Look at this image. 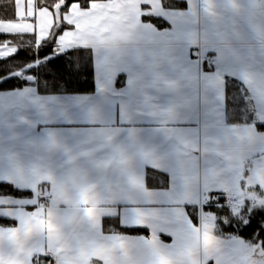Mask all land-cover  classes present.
Wrapping results in <instances>:
<instances>
[{
	"label": "crops",
	"instance_id": "0c3cea01",
	"mask_svg": "<svg viewBox=\"0 0 264 264\" xmlns=\"http://www.w3.org/2000/svg\"><path fill=\"white\" fill-rule=\"evenodd\" d=\"M37 1L17 0V21L0 22V35L48 40L56 19ZM178 1L187 10L161 0L72 4L56 48L91 49L95 92H0V182L31 193L0 198V218L17 224L0 227V264L40 255L53 264H264L259 248L218 238L200 208L237 190L244 204L264 205V132L228 126L225 110L233 78L264 125V0ZM143 8L170 29L143 22ZM198 43L211 71L192 53ZM17 51L0 46V59ZM147 170L167 175L169 188L149 189ZM190 206L200 208L198 226ZM105 219L149 234L103 233Z\"/></svg>",
	"mask_w": 264,
	"mask_h": 264
},
{
	"label": "trees",
	"instance_id": "16d2710c",
	"mask_svg": "<svg viewBox=\"0 0 264 264\" xmlns=\"http://www.w3.org/2000/svg\"><path fill=\"white\" fill-rule=\"evenodd\" d=\"M109 0H38L40 8H47L54 14L56 6L65 3L61 14L60 27L55 25L51 36L39 46L34 34L0 35V46H14L17 53L6 59H0V92L22 90L26 87L37 88L41 95H88L95 92L93 53L91 49L75 48L59 51L56 48L57 38L68 29L63 22V15L72 4L78 3L88 9L92 2ZM17 0H0V22L17 21ZM163 8L173 11H185L186 2L178 0H161ZM55 16V14H54ZM142 20L158 30H168L170 26L162 19L155 18L149 8H143ZM204 71H211L204 65ZM124 79L120 78L117 87L121 88ZM226 117L228 126H255L264 132V125L257 120V114L245 86L233 78L226 79ZM169 177L163 173L147 170L146 184L152 190L169 188ZM31 193L17 190L13 185L0 182L1 197H28ZM210 202L202 212L215 217V235L218 238H238L241 241L259 248L264 252V205L246 202L239 214H234L227 206L224 194L208 195ZM192 222L198 226L200 211L197 207H186ZM16 222L0 218V227L14 228ZM102 230L106 234H125L130 236H148L145 229L123 228L117 219L102 221ZM212 264V263H210Z\"/></svg>",
	"mask_w": 264,
	"mask_h": 264
},
{
	"label": "rangeland",
	"instance_id": "374dc122",
	"mask_svg": "<svg viewBox=\"0 0 264 264\" xmlns=\"http://www.w3.org/2000/svg\"><path fill=\"white\" fill-rule=\"evenodd\" d=\"M259 171V169H257V172ZM260 188L264 189V184H260L259 185ZM229 195H232L231 197L235 198V202H231V206L229 204V208L232 210V212L236 215L239 214L242 206L244 205L243 200H239L240 199V191L237 190L235 193H228L227 194V198ZM233 208V209H232Z\"/></svg>",
	"mask_w": 264,
	"mask_h": 264
},
{
	"label": "water",
	"instance_id": "95a60500",
	"mask_svg": "<svg viewBox=\"0 0 264 264\" xmlns=\"http://www.w3.org/2000/svg\"><path fill=\"white\" fill-rule=\"evenodd\" d=\"M64 7H65V3L62 2V3L58 4L56 6L55 10H54V14H55V17H56V24H57L58 27H60V25H61V18H62L61 12H62ZM73 222H74L73 221V215H71V220H70V222L68 224L65 225V228L71 226Z\"/></svg>",
	"mask_w": 264,
	"mask_h": 264
},
{
	"label": "built area",
	"instance_id": "2783aa9c",
	"mask_svg": "<svg viewBox=\"0 0 264 264\" xmlns=\"http://www.w3.org/2000/svg\"><path fill=\"white\" fill-rule=\"evenodd\" d=\"M193 54H195L199 59L202 58L201 44L197 45V47L193 51ZM37 264H51V262L50 261H45L44 263H37Z\"/></svg>",
	"mask_w": 264,
	"mask_h": 264
}]
</instances>
